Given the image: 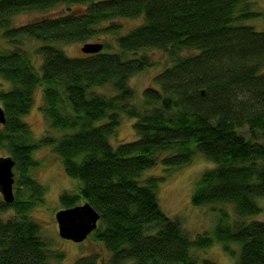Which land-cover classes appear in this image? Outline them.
<instances>
[{"label":"trees","instance_id":"obj_1","mask_svg":"<svg viewBox=\"0 0 264 264\" xmlns=\"http://www.w3.org/2000/svg\"><path fill=\"white\" fill-rule=\"evenodd\" d=\"M60 4L67 13L52 15ZM254 6V0H0L2 37L41 44L39 71L27 52L0 51V80L9 85L0 90V146L29 188L26 199L0 202V264H50L63 257L50 253L27 215L41 203L42 189L29 174L41 147L51 148L65 174L81 183L75 193L61 194L62 209L88 203L98 213L90 236L108 253L106 264H198L192 250L214 241L234 264H264V222L247 221L261 212L256 201L264 198V31L246 24L258 16ZM32 12L40 15L11 28L12 17ZM137 18L141 25L116 38L118 53L70 58L58 48L114 34L116 20ZM153 50L165 52L170 65L137 106L128 81L151 63L124 56ZM104 86L115 95L94 93ZM38 87L50 129L59 134L48 131L34 141L21 118ZM121 116L135 121L136 139L113 148L109 138ZM196 155L215 166L196 181L191 204L229 205L236 219L211 208L218 213L213 236L192 239L159 207L164 177L139 179L159 164L166 173L187 166ZM8 209L15 216L6 220ZM230 244L239 246L237 254ZM96 258L74 264H97Z\"/></svg>","mask_w":264,"mask_h":264},{"label":"rangeland","instance_id":"obj_2","mask_svg":"<svg viewBox=\"0 0 264 264\" xmlns=\"http://www.w3.org/2000/svg\"><path fill=\"white\" fill-rule=\"evenodd\" d=\"M254 10L258 16L246 22L247 25L252 26L256 31H262V23L264 19V0H254ZM67 6L60 4L55 6L50 13L54 16L63 15L67 12ZM71 8V7H70ZM74 8V7H72ZM40 14L36 12L22 13L11 18V28H18L34 19ZM142 18L137 19H120L113 24L119 25L117 32L100 33L91 40L73 43L69 45L58 46L67 57H80L82 52L80 48L86 43L102 44L103 53H118L116 38L127 34L130 30L142 24ZM106 26V23L100 25L98 29ZM41 46L40 43L30 39H21L18 44H12L2 37L0 32V51H17L23 50L30 55V59L39 71L41 66V57L35 51ZM189 54V53H183ZM126 59H134L140 57H147L151 66L143 72L131 77L128 81V87L134 91V103L141 106L142 92L147 88L156 87L154 85V78L161 73L166 67L170 65V60L165 52L140 51L136 54H125ZM9 85L0 80V90H8ZM105 94L107 96L115 95L111 86H104L94 90V93ZM43 89L38 87L35 90L32 106L29 112L24 115L21 120L28 126L32 140H38L48 131L59 134L56 130L50 129L49 121L43 113ZM135 121L125 116H121L120 126L109 138V143L113 148L120 144L132 142L136 139L133 131V123ZM1 128V125H0ZM11 156L9 151L0 146V158ZM12 157V156H11ZM32 158L36 166L31 169L30 177L42 189L41 203L31 208L27 214L30 219L34 220L40 226L41 237L49 244L50 253L61 254L63 257L60 261L49 260L50 264H74L79 258L85 256H96L97 264H106L108 260V253L104 248L93 241L91 236L82 243H74L68 240L61 239L57 233V226L55 222V214L62 209L60 203V196L64 192L75 193L81 183L78 180L69 178L61 164L60 159L51 151L49 147H41L33 152ZM214 164L206 160L202 155H196L192 162L187 166L172 169L166 173L163 166L160 164L153 169L147 170L139 179L140 182L150 176L162 175L163 181L158 185L157 199L162 212L170 219L176 220L182 231L189 237L195 238L199 234L213 236V230L216 226L218 213L211 212V208L223 209L229 216H233L232 207L229 205H213L207 207H196L191 204V195L196 181L201 174L209 169L214 168ZM13 186L12 191L15 198L26 199L29 195V188L25 185V178L19 174V171L14 166L13 170ZM0 202L2 197L0 195ZM261 208V212L247 221L264 222V198L256 201ZM80 203L79 205H81ZM15 211L8 209L2 214L3 219L14 218ZM230 249L239 251L237 244H230ZM192 254L196 257L198 264L201 260L207 259L213 261L215 264H234L235 257L230 256L223 250V246L214 241L213 244L204 250H192Z\"/></svg>","mask_w":264,"mask_h":264},{"label":"water","instance_id":"obj_3","mask_svg":"<svg viewBox=\"0 0 264 264\" xmlns=\"http://www.w3.org/2000/svg\"><path fill=\"white\" fill-rule=\"evenodd\" d=\"M264 31V19L262 23ZM103 49L102 44L86 43L80 48L83 54H96ZM5 123L4 111L0 105V125ZM15 162L11 157L0 158V195L5 204L14 201L13 168ZM99 215L88 203H82L71 208L61 209L55 214L57 233L61 239L74 243L84 242L96 230Z\"/></svg>","mask_w":264,"mask_h":264}]
</instances>
